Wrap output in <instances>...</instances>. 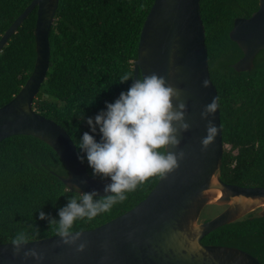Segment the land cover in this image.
Returning a JSON list of instances; mask_svg holds the SVG:
<instances>
[{"label": "trees", "instance_id": "obj_1", "mask_svg": "<svg viewBox=\"0 0 264 264\" xmlns=\"http://www.w3.org/2000/svg\"><path fill=\"white\" fill-rule=\"evenodd\" d=\"M30 2L0 0V36ZM152 3L59 0L49 32V67L32 108L63 127L74 144L90 132L86 118L106 110V102H114L130 87L132 80H119L126 72L133 77L139 33ZM199 3L209 76L219 97L222 141L229 146L222 156L221 179L240 186H264V50L255 56L250 70L236 71L231 64L242 51L229 37L234 19L249 17L258 8V0ZM35 20L36 7L0 52V106L19 91L33 70ZM93 135L99 141V130ZM83 165L94 177L86 156ZM66 175L60 157L44 141L21 134L0 141V243L10 242L29 224L39 229L38 239L56 235V226L39 219V211L59 220L58 210L74 195L61 180ZM158 178L153 176L126 193L128 198L109 212L91 221L77 220L73 231L93 228L130 209ZM202 242L238 247L264 264V215L249 213L211 231Z\"/></svg>", "mask_w": 264, "mask_h": 264}, {"label": "water", "instance_id": "obj_2", "mask_svg": "<svg viewBox=\"0 0 264 264\" xmlns=\"http://www.w3.org/2000/svg\"><path fill=\"white\" fill-rule=\"evenodd\" d=\"M58 2L31 0L0 36L1 52L36 7L34 67L19 91L0 106V141L19 134L44 141L66 167L62 182L68 188L79 185L81 192L96 190L100 197L106 195L104 187L110 178L89 175L66 130L32 108L49 67V32ZM199 2L153 0L133 60V79L139 72L141 77L157 73L182 91L190 128L179 135L178 148L168 149L185 152L180 166L159 176L147 195L130 209L98 226L78 230L82 231L81 241H87L83 252H77L75 245L60 243L61 237L54 235L25 246V250L35 247L43 251L42 261L24 260L23 252L13 256V246L5 242L0 243V264H263L238 247L202 242L211 231L249 213L264 215V186H240L221 179L224 144L219 108L208 117L218 134L206 150L202 149L207 120L201 112L217 91L209 76ZM229 37L242 51L232 68L250 70L257 53L264 50V0H258V8L249 17L234 19ZM205 79L210 82L208 87L203 86Z\"/></svg>", "mask_w": 264, "mask_h": 264}, {"label": "clouds", "instance_id": "obj_3", "mask_svg": "<svg viewBox=\"0 0 264 264\" xmlns=\"http://www.w3.org/2000/svg\"><path fill=\"white\" fill-rule=\"evenodd\" d=\"M129 80L132 83L128 90L122 91L114 102H106V110L86 118L90 132H84L75 142L78 158L83 163L86 156L92 175L110 178L111 182L104 187L106 195L97 198L96 190L81 192L79 185L73 184L69 188L74 195L68 198L66 206L58 210V221L51 214L39 211V219H46L50 226H56L55 233L61 237L60 243L75 245L77 252H83L87 246V241H81L82 231H73L77 220L91 221L101 213L109 212L114 205L128 198L126 193L135 191L153 176H164L174 171L185 157L182 149L178 152L168 150L169 146L178 148L181 143L179 135L190 128L185 120L187 105L182 91L157 73L133 79L132 73L126 72L119 81ZM209 83L205 79L203 86L208 87ZM218 108L219 97L216 96L201 112L202 119L207 120V135L201 141L203 150L218 134L219 129L208 119ZM80 118L85 119L83 115ZM97 130L99 141L93 135ZM28 229L32 230L31 234ZM38 237L39 229L34 224L17 231L10 240L13 256H20L23 252L24 260L42 261L43 251L35 247L25 250V246L38 241Z\"/></svg>", "mask_w": 264, "mask_h": 264}, {"label": "rangeland", "instance_id": "obj_4", "mask_svg": "<svg viewBox=\"0 0 264 264\" xmlns=\"http://www.w3.org/2000/svg\"><path fill=\"white\" fill-rule=\"evenodd\" d=\"M228 147H229L228 145H226V146L224 145V148H228ZM234 152H235V151H234Z\"/></svg>", "mask_w": 264, "mask_h": 264}, {"label": "flooded vegetation", "instance_id": "obj_5", "mask_svg": "<svg viewBox=\"0 0 264 264\" xmlns=\"http://www.w3.org/2000/svg\"><path fill=\"white\" fill-rule=\"evenodd\" d=\"M258 54V53H257ZM220 210V209H219Z\"/></svg>", "mask_w": 264, "mask_h": 264}]
</instances>
